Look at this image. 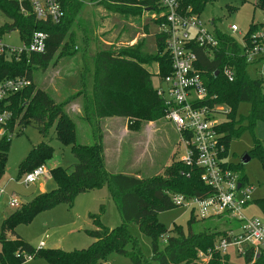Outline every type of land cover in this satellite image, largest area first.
Masks as SVG:
<instances>
[{"label":"trees","instance_id":"obj_1","mask_svg":"<svg viewBox=\"0 0 264 264\" xmlns=\"http://www.w3.org/2000/svg\"><path fill=\"white\" fill-rule=\"evenodd\" d=\"M80 1L60 0L64 16L59 23H54L39 20L32 12L24 14L14 0H0V8L11 19L0 26V36L17 29L23 40L29 43L36 31H45L49 35L44 53L23 54L19 59L0 54V82L20 76H26L31 81L29 86L4 100L0 111L7 109L12 112L8 123L10 130L18 127L22 131L26 125L33 124L47 137L54 126L56 137L63 144L72 145V151L78 159L73 167H53L51 177L57 184L56 189L40 193L4 219L0 233V264H25L26 254L44 256L52 264H99L113 252L130 257L133 264H229L230 255L215 250L217 240L239 226V222L227 214L207 217L209 221L202 222L206 218L199 219L191 211L187 230L181 226L169 230L158 219L160 212L176 206L172 194L207 197L214 193V189L202 180L203 170L200 166L187 165L178 155L174 163L150 176H139L141 174L138 172L123 170L115 172L107 168L104 118L128 119L127 125L133 128L141 122L155 121L166 115L165 101L158 94V88L153 87V73L145 66L157 63L161 78L172 73V61L165 50L163 33L156 34V49L153 51L145 38L131 46L112 45L98 51L92 70L87 68L81 72L78 89L60 102L45 89L37 88L34 78L36 70L45 71L55 57L61 59L72 56L77 49L74 45V25L80 24L76 21V15L82 8ZM93 1L105 4L120 14L138 17L146 12L162 10L157 0ZM109 1L112 4H107ZM214 1L217 0H179L183 10L191 9L199 15L206 4ZM256 6L264 11V0H256ZM261 23H252L246 37ZM145 29L148 31V28ZM215 35L219 45L212 57L205 54L203 49H196L200 55V66L204 69L208 105L224 104L229 107L223 113L230 120L218 125L225 147L223 155L228 157L231 142L246 131L254 135L258 121H264V84L260 77L251 76L248 70L250 63L237 37L217 27ZM72 46L75 48L73 51ZM226 66L235 71L233 81H229L223 73ZM216 71H219L218 75ZM242 102L249 103L251 109L247 116L238 117V106ZM71 103L80 105L81 112L76 113L70 107L67 110ZM75 115L86 119L92 127V144L77 142ZM244 121L247 123L244 124ZM11 141L12 138L7 135L0 138V178L8 162ZM248 153L250 157H259L264 171V147L258 138H255L254 146ZM53 156V146L42 141L22 161L20 171L25 175L47 164ZM229 167L236 172L241 170L239 165L232 163ZM239 177L241 182L247 181L244 173ZM106 185L118 206L123 223L110 228L100 221L99 214H90L96 228L88 230L95 239L88 248L73 251L35 248L16 234L15 227L19 222L29 221L41 210L63 202L73 205L80 194ZM251 203H255L264 216V198L251 200L248 204ZM131 223L151 237L150 256L143 253L138 236L130 231ZM7 232L15 234L16 238H8ZM165 236L166 245L161 249L158 241ZM200 252L210 255L207 262L201 261ZM239 256L243 257V264H264V253L255 255L252 248Z\"/></svg>","mask_w":264,"mask_h":264},{"label":"rangeland","instance_id":"obj_2","mask_svg":"<svg viewBox=\"0 0 264 264\" xmlns=\"http://www.w3.org/2000/svg\"><path fill=\"white\" fill-rule=\"evenodd\" d=\"M81 11L76 15V21L80 24L74 25L76 33V42L72 46L73 55L65 56L61 59H53L51 65L45 71L36 70L34 73L37 88L45 89L56 101L64 100L68 95L78 89L80 74L84 69L93 68L95 55L103 48L116 46H131L142 38H145L148 46V39L144 36L134 39L135 32L132 29V23L140 26L143 21L148 22L151 14L133 16L120 14L110 10L105 4H100L93 0H81ZM112 2V1H111ZM110 1L107 4H112ZM201 19L210 29L220 28L225 32L232 33L230 26L235 24L239 32L234 35L241 40L243 35L250 29L252 23L264 22V11L256 6V0H217L206 4ZM152 18V16H151ZM11 19L0 8V26L10 22ZM213 22V24H211ZM151 37L160 31L157 23H151ZM146 31V30H145ZM148 33V31H146ZM4 41L12 46H22L23 41L20 38V32L12 30L4 36ZM152 50V49H151ZM153 51V50H152ZM153 73V87L159 88L161 76L157 63L145 65ZM264 70V63L259 62L251 64L248 70L252 77H259ZM89 76V84H91ZM220 107L229 110L224 104H217ZM80 105L71 103L67 110L79 111ZM251 105L242 102L238 106V117L247 116ZM81 110V107H80ZM104 129L109 130L116 127L117 145L121 155V170L132 173H141L140 176H150L161 172L165 167L174 163L178 154L183 156L185 148L181 144L179 152L175 147L174 153L168 156L167 150L159 148L164 145L165 134L170 121L162 116L155 121H144L133 128L127 127L124 130L117 128L121 122L123 125L128 123V119L121 117L104 118ZM218 122L229 121L230 118L223 112L216 116ZM77 125V142L92 144L93 130L89 122L81 116L75 115ZM247 122L244 121V124ZM20 132V133H19ZM49 135L45 137L39 128L33 124L26 125L22 131L17 127L12 135L10 144L8 162L4 175L0 178V188H4L5 198L0 200V233L4 219L15 212L17 209L9 206L10 198L17 195L23 204L30 202L34 197L43 192L56 189L57 184L52 177H41L37 182L27 185L24 181V174L20 171L22 161L27 157L31 149L42 141L49 142L54 148V156L47 162V167L52 169L55 166L73 167L78 159L72 151V145H66L56 137L55 127L50 128ZM177 137V135L175 134ZM258 138L264 147V121H258L254 135L246 131L239 138L231 142L228 161L234 165H239L241 170L237 173L245 174L246 186H253L251 200L264 198V171L259 157L252 156L248 162H243V157L250 151ZM140 141V142H138ZM155 160V163H154ZM127 167V168H126ZM247 215H255L264 219L262 212L255 203H251L245 210ZM99 214L100 221L110 227L115 228L123 223L116 202L113 200L109 187L106 185L100 189H92L80 194L73 205L68 203H59L56 206L41 210L29 221H21L15 227V232L25 241L31 243L35 248H39L41 241H45L44 249H62L65 251L81 250L88 248L95 240L89 235L88 230L96 228L90 214ZM192 213L188 206H175L171 209L162 211L158 214L160 222L171 230L175 226H181L185 230L188 228V220ZM201 219V218H199ZM209 219V218H208ZM207 218L202 222H208ZM130 231L138 236L143 253L148 257L151 255V237L143 234L135 223L130 224ZM229 232V231H228ZM8 238H16L15 234L7 232ZM221 237V236H220ZM166 236L159 239V246L164 249L166 245ZM1 250V245H0ZM230 255L229 264H243L244 259L239 256L235 248L230 246L227 250ZM201 253V252H200ZM199 253V256L201 257ZM209 256L201 257L202 262H207ZM133 264L130 257L116 252L111 253L105 260L99 264ZM25 264H52L44 256L33 257ZM183 264V263H182Z\"/></svg>","mask_w":264,"mask_h":264},{"label":"built area","instance_id":"obj_3","mask_svg":"<svg viewBox=\"0 0 264 264\" xmlns=\"http://www.w3.org/2000/svg\"><path fill=\"white\" fill-rule=\"evenodd\" d=\"M21 12H32L36 18L43 21L59 23L64 16V9L60 0H14ZM162 10L150 13L158 19L159 33L165 35L166 52L172 61V73L160 81L158 94L167 106L166 119L174 124L182 141L185 154L180 159L187 165L196 164L202 168V180L214 189V193L207 197L187 196L182 193L172 194L173 204L188 206L198 218L204 219L220 214H227L239 222L234 230H229L226 236L219 238L215 250L227 254L230 246L234 247L238 255H244L247 249H253L255 255L264 253V219L247 215L245 210L251 201L253 186H246L241 182L239 174L229 167L228 157H225V147L218 131L220 122L216 120L219 112L226 109L218 105L210 107L207 103L208 88L203 79L204 69L200 66V55L196 48L204 50L212 57L219 45L215 29L207 27L201 15L191 9L183 10L179 0H157ZM213 24V22H211ZM231 34L239 32L235 24L230 26ZM6 32L0 36V54L21 58L23 54L44 53L47 47L48 33L34 32L31 41H23L22 46H12L4 41ZM247 34V33H246ZM243 35L241 44L247 61L251 64L264 63V22L248 37ZM235 36V35H234ZM260 78L264 84V70ZM229 81L235 79V71L226 66L223 70ZM31 84L26 76L8 78L0 82V109L4 100L12 94L23 90ZM12 117L10 110L0 111V138L7 135L12 138L14 131L8 127ZM52 169L47 164L40 165L24 175L23 181L29 185L37 182L41 177H51ZM240 184V185H239ZM4 194V188H0ZM12 208H20L22 203L17 195L8 202ZM45 246L41 241L39 248ZM20 255L19 252H17ZM201 257L209 256L200 253ZM34 256L25 255V260ZM107 264V263H103Z\"/></svg>","mask_w":264,"mask_h":264},{"label":"crops","instance_id":"obj_4","mask_svg":"<svg viewBox=\"0 0 264 264\" xmlns=\"http://www.w3.org/2000/svg\"><path fill=\"white\" fill-rule=\"evenodd\" d=\"M145 14H147V16H149L148 14H150L149 12H146ZM151 23H156L155 22V19L151 16H150V19L148 22H144L138 26L134 23L130 24L132 29L134 30L135 32V41L138 39V38H141V37H146L148 39V43L150 45V50H155L156 49V42H155V38H156V34L154 35V38L152 37L151 39H153V42L150 41V28H151ZM145 28H148V33H146V29ZM159 33V32H158ZM151 50V51H152ZM75 105H77V103H74ZM80 111V106H79V109ZM170 124L172 125L171 126H165L168 127V131L170 133H166L165 134V141H164V145L162 146H159V148H163L164 150H167L166 152L168 153V156H170L171 154L174 153V150H175V147L178 145V148H176V150L178 151L181 144L183 145L182 141L180 140V136H179V133L177 132L175 126L173 123L170 122ZM127 127V123H125L124 125L120 122L118 124V127L117 128H121V130H124L125 128ZM116 127H113L111 128V130H109V127L107 130H105L106 134H105V137H104V145H105V156H106V164H107V168L112 170V171H115V172H120L122 171L120 166H121V155H120V150L117 145V140L114 139V136H117V133L115 131ZM175 134L177 135V137L175 136ZM140 142V141H138ZM184 146V145H183ZM179 152V151H178ZM179 155V153H178ZM180 156V155H179ZM154 163H155V160H154ZM141 174V173H139ZM140 176V175H139ZM6 195H2L0 193V200L5 198ZM46 246V245H45Z\"/></svg>","mask_w":264,"mask_h":264},{"label":"water","instance_id":"obj_5","mask_svg":"<svg viewBox=\"0 0 264 264\" xmlns=\"http://www.w3.org/2000/svg\"><path fill=\"white\" fill-rule=\"evenodd\" d=\"M215 74L216 75H218L219 74V71H216L215 72ZM250 155H249V153H246L245 155H244V157H243V162L245 163V162H248L249 160H250ZM240 185V184H239Z\"/></svg>","mask_w":264,"mask_h":264}]
</instances>
